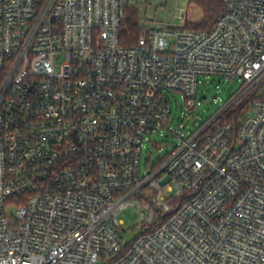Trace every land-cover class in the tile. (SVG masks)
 Instances as JSON below:
<instances>
[{
	"label": "built area",
	"instance_id": "1",
	"mask_svg": "<svg viewBox=\"0 0 264 264\" xmlns=\"http://www.w3.org/2000/svg\"><path fill=\"white\" fill-rule=\"evenodd\" d=\"M224 2L127 46L126 0H0V264H264V0ZM209 76L240 88L174 129ZM155 136L178 142L143 170Z\"/></svg>",
	"mask_w": 264,
	"mask_h": 264
},
{
	"label": "rangeland",
	"instance_id": "2",
	"mask_svg": "<svg viewBox=\"0 0 264 264\" xmlns=\"http://www.w3.org/2000/svg\"><path fill=\"white\" fill-rule=\"evenodd\" d=\"M130 6L137 7L141 18L148 19V26L159 25L166 27L169 25H179L182 23L179 18L180 13H186L189 9L195 19L203 16V10L196 3L190 0H126ZM195 21H189L192 23ZM198 22V21H196ZM203 84L200 87V97L196 109L184 118L188 111L183 105V95L175 92L172 97L174 115L172 127L181 132L188 133L200 127L207 119L212 117L221 106H223L240 88L238 81L230 83L219 76L203 77ZM264 93V86L260 89V94ZM206 95V99L202 96ZM235 107L232 111H235ZM153 141V142H152ZM151 142L144 147L142 168L152 162V166L158 163L165 155L171 152L178 140L175 138L164 139L155 136ZM142 209L133 206L127 207L119 212L118 218L123 221L120 232L124 238V243L131 242L142 231Z\"/></svg>",
	"mask_w": 264,
	"mask_h": 264
},
{
	"label": "trees",
	"instance_id": "3",
	"mask_svg": "<svg viewBox=\"0 0 264 264\" xmlns=\"http://www.w3.org/2000/svg\"><path fill=\"white\" fill-rule=\"evenodd\" d=\"M191 2L196 3L203 10V16L198 22H192L186 25L187 27L196 28V29H210L221 14L225 11V2L224 0H190ZM139 10L137 7L129 6L127 7V14L125 19L122 22V28L120 31L121 42L124 45L131 46L134 45L140 36L141 28L139 23ZM252 98H247L246 102ZM248 108V104L242 107L241 113H244V110ZM232 113L230 117H232Z\"/></svg>",
	"mask_w": 264,
	"mask_h": 264
},
{
	"label": "water",
	"instance_id": "4",
	"mask_svg": "<svg viewBox=\"0 0 264 264\" xmlns=\"http://www.w3.org/2000/svg\"><path fill=\"white\" fill-rule=\"evenodd\" d=\"M203 98H205V96H203Z\"/></svg>",
	"mask_w": 264,
	"mask_h": 264
}]
</instances>
